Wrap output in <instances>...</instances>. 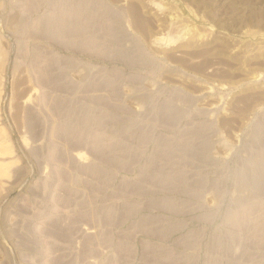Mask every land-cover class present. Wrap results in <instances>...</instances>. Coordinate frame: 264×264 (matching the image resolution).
<instances>
[{
	"label": "rangeland",
	"instance_id": "rangeland-1",
	"mask_svg": "<svg viewBox=\"0 0 264 264\" xmlns=\"http://www.w3.org/2000/svg\"><path fill=\"white\" fill-rule=\"evenodd\" d=\"M264 0H0V264H264Z\"/></svg>",
	"mask_w": 264,
	"mask_h": 264
},
{
	"label": "bare ground",
	"instance_id": "bare-ground-1",
	"mask_svg": "<svg viewBox=\"0 0 264 264\" xmlns=\"http://www.w3.org/2000/svg\"><path fill=\"white\" fill-rule=\"evenodd\" d=\"M261 231H264V225H263V226H261Z\"/></svg>",
	"mask_w": 264,
	"mask_h": 264
}]
</instances>
